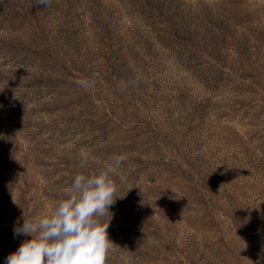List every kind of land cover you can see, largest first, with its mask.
<instances>
[{
	"label": "rangeland",
	"instance_id": "374dc122",
	"mask_svg": "<svg viewBox=\"0 0 264 264\" xmlns=\"http://www.w3.org/2000/svg\"><path fill=\"white\" fill-rule=\"evenodd\" d=\"M118 155L108 264H264V0H0V264Z\"/></svg>",
	"mask_w": 264,
	"mask_h": 264
},
{
	"label": "clouds",
	"instance_id": "9594fccd",
	"mask_svg": "<svg viewBox=\"0 0 264 264\" xmlns=\"http://www.w3.org/2000/svg\"><path fill=\"white\" fill-rule=\"evenodd\" d=\"M125 159L118 155L95 173L75 174L71 184L60 189L51 211L24 216L14 234L30 239L9 254L5 264H108L117 247L108 235L110 209L120 198L119 170Z\"/></svg>",
	"mask_w": 264,
	"mask_h": 264
}]
</instances>
